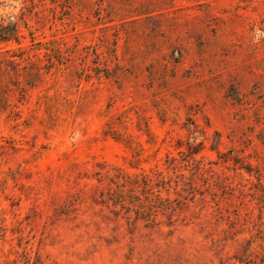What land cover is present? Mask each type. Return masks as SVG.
<instances>
[{
    "label": "rangeland",
    "instance_id": "374dc122",
    "mask_svg": "<svg viewBox=\"0 0 264 264\" xmlns=\"http://www.w3.org/2000/svg\"><path fill=\"white\" fill-rule=\"evenodd\" d=\"M0 18L24 36L0 59L41 76L2 79L0 264H264V0H0ZM155 172L185 178L186 207L102 203Z\"/></svg>",
    "mask_w": 264,
    "mask_h": 264
},
{
    "label": "trees",
    "instance_id": "16d2710c",
    "mask_svg": "<svg viewBox=\"0 0 264 264\" xmlns=\"http://www.w3.org/2000/svg\"><path fill=\"white\" fill-rule=\"evenodd\" d=\"M24 36L21 34L20 23L17 20L0 18V42L2 43H16L20 44ZM38 44L37 46H41ZM53 55H57L60 49L47 48ZM5 64L10 68L12 75L6 73L0 66V90H2L3 77H9L10 84L17 90L21 89L18 86L23 83L25 86L32 87L40 82V68L37 65L31 64L25 73L21 76L17 70L12 57L7 59H0V65ZM22 78V80H20ZM0 99L3 96L0 95ZM99 181L108 179V172L99 174ZM117 179V178H116ZM173 183V186H171ZM190 185L183 177L166 178L161 172H155L151 175H142L138 180L135 177L133 182H128L126 179L122 181L110 182L105 191L101 193L102 203L118 210L134 211L136 219H143L144 217L149 221L150 216L154 213L152 210H164L170 212L172 216L178 210H182L188 201L193 199V192ZM166 193L165 198L160 196L161 192ZM171 192L176 196L171 198Z\"/></svg>",
    "mask_w": 264,
    "mask_h": 264
}]
</instances>
